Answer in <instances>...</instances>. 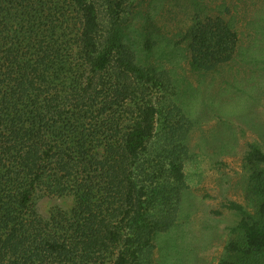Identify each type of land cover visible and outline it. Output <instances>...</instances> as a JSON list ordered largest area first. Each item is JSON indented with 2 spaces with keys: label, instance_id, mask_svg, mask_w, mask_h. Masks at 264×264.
<instances>
[{
  "label": "trees",
  "instance_id": "trees-1",
  "mask_svg": "<svg viewBox=\"0 0 264 264\" xmlns=\"http://www.w3.org/2000/svg\"><path fill=\"white\" fill-rule=\"evenodd\" d=\"M99 1L0 0V264H160L155 237L178 217L193 121L124 44L129 0ZM238 41L196 13L176 45L213 71ZM244 161L258 207L224 204L241 219L218 264H264V149ZM38 192L74 204L46 218Z\"/></svg>",
  "mask_w": 264,
  "mask_h": 264
},
{
  "label": "rangeland",
  "instance_id": "rangeland-1",
  "mask_svg": "<svg viewBox=\"0 0 264 264\" xmlns=\"http://www.w3.org/2000/svg\"><path fill=\"white\" fill-rule=\"evenodd\" d=\"M127 7L124 44L163 73V90L193 121L187 187L175 224L155 237V257L160 264H218L241 219L224 204L235 201L252 213L258 207L248 192L244 159L250 143L264 149V0H129ZM196 13L223 17L239 36L234 58L213 71L195 70L189 52L176 45ZM164 91L154 87L151 94L161 97ZM34 199L46 218L74 204L72 196L42 192Z\"/></svg>",
  "mask_w": 264,
  "mask_h": 264
}]
</instances>
